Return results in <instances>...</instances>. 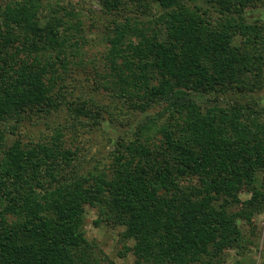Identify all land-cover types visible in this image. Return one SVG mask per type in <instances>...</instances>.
I'll list each match as a JSON object with an SVG mask.
<instances>
[{"label": "trees", "instance_id": "16d2710c", "mask_svg": "<svg viewBox=\"0 0 264 264\" xmlns=\"http://www.w3.org/2000/svg\"><path fill=\"white\" fill-rule=\"evenodd\" d=\"M97 2L96 53L71 2L0 0V264H116L87 207L135 264L243 253L264 211V0ZM94 129L113 148L85 166Z\"/></svg>", "mask_w": 264, "mask_h": 264}, {"label": "rangeland", "instance_id": "374dc122", "mask_svg": "<svg viewBox=\"0 0 264 264\" xmlns=\"http://www.w3.org/2000/svg\"><path fill=\"white\" fill-rule=\"evenodd\" d=\"M56 0H46V3L53 4ZM61 4H69L70 2L78 9V11L82 12V17L85 20V24L90 28L92 25V35L96 36V39L92 42V45H89V49L92 52H98L97 50L102 48V44H100V34L104 30L102 27L103 17L101 16V12L98 7L99 4L97 0H59ZM80 78V83L77 81V85L81 90L86 94L92 93L90 87H92V78L90 77V82L83 83V74L82 72L77 76ZM78 88L75 89L77 93ZM259 96L262 98L264 102V90L259 92ZM63 117L60 116V120ZM42 126L41 130H46V126L40 124ZM33 131H38V127H33ZM104 129V128H103ZM86 149L85 157L83 164L87 166L88 162L92 166L95 163V160H99V162H107V153L110 149L113 148V144L111 141L107 139V136L103 134V131L100 129H94L90 131L85 139ZM249 194L244 191L241 192L242 198H247ZM96 218V212L93 208H86L85 212V230L86 235L89 238H95L100 245L102 246L105 253L109 255V257L116 264H135L134 256L127 252L124 256L118 254V251L121 250V245L118 243V235L117 233L121 228L119 227H111L105 224L95 225L93 220ZM255 234L250 236L251 242L248 244V248L244 250L243 253H237L236 248H231L226 251V257L223 262H217L213 264H231L234 260L239 259L244 263H252L256 262L257 264L264 263V211L255 216Z\"/></svg>", "mask_w": 264, "mask_h": 264}]
</instances>
